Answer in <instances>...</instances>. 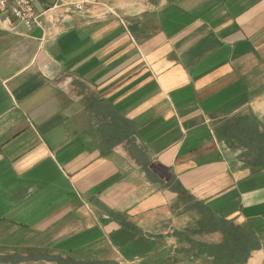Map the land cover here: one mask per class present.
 Segmentation results:
<instances>
[{"label":"crops","instance_id":"0c3cea01","mask_svg":"<svg viewBox=\"0 0 264 264\" xmlns=\"http://www.w3.org/2000/svg\"><path fill=\"white\" fill-rule=\"evenodd\" d=\"M58 15L0 23V264H264V0Z\"/></svg>","mask_w":264,"mask_h":264},{"label":"built area","instance_id":"2783aa9c","mask_svg":"<svg viewBox=\"0 0 264 264\" xmlns=\"http://www.w3.org/2000/svg\"><path fill=\"white\" fill-rule=\"evenodd\" d=\"M36 0H0V23L13 24L14 22H24L29 28L41 27L44 30H49L57 26L62 20L61 16H54L50 19L49 14L55 8H74L77 11H82L85 5L91 0H52V7L44 11H38L35 5ZM47 23L51 26L48 27Z\"/></svg>","mask_w":264,"mask_h":264},{"label":"trees","instance_id":"16d2710c","mask_svg":"<svg viewBox=\"0 0 264 264\" xmlns=\"http://www.w3.org/2000/svg\"><path fill=\"white\" fill-rule=\"evenodd\" d=\"M225 231V242L223 243V254H218V263L237 264L247 260L253 247H256V241L250 234L243 230L242 233L237 231L234 226L222 225ZM205 248V247H204ZM209 249V247L207 248Z\"/></svg>","mask_w":264,"mask_h":264}]
</instances>
